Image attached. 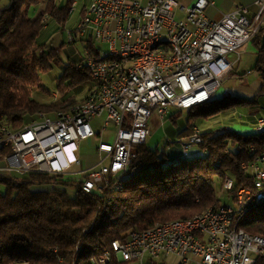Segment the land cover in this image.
<instances>
[{"label":"built area","instance_id":"1","mask_svg":"<svg viewBox=\"0 0 264 264\" xmlns=\"http://www.w3.org/2000/svg\"><path fill=\"white\" fill-rule=\"evenodd\" d=\"M90 2L94 3V20H86L83 11L74 30L66 29L67 44L91 35L94 41L105 43L107 50H120L126 57L125 69L113 73L116 60H98V54L94 57L84 48L78 67L89 72L92 85L101 86L100 100L87 101L81 111H70L67 118L56 117L54 111L53 120H45L39 113L20 136H13L11 127L0 126V175L45 173L79 182L87 194L100 191L130 164L133 147L147 141L152 115L162 122L170 109L185 110L199 101H210L239 60L238 49L264 26V0L253 1L254 12L238 4L217 20L205 13L208 0L180 7L184 18L174 13L177 0ZM159 38H174L177 54L151 49V41ZM230 53L236 57L230 59ZM95 118L101 119L98 129L91 124ZM109 125L113 126L112 140L98 142L97 163L76 169L80 142L102 134ZM253 130H264V115L256 118ZM201 142V131L193 126L179 143L181 154L190 153ZM106 160L110 163L105 164ZM262 162L264 153L243 164L251 185L237 190L234 207L225 203L223 209L206 211L205 218L176 228L131 230L125 239L113 241L112 250L91 259V264H109L112 255L117 261L139 264L146 255H175L180 264H254L264 250L260 242L244 237L238 218L249 202L258 203L264 197ZM232 187L229 176L223 188Z\"/></svg>","mask_w":264,"mask_h":264},{"label":"trees","instance_id":"2","mask_svg":"<svg viewBox=\"0 0 264 264\" xmlns=\"http://www.w3.org/2000/svg\"><path fill=\"white\" fill-rule=\"evenodd\" d=\"M41 3L43 9L34 17L29 16L30 8ZM71 4L11 0L0 10V123L19 128L41 112H66L87 96L92 80L85 68L78 67L83 54L77 58L70 52L68 59H74L63 65L55 82L59 98L48 102L40 99L49 94L43 93L39 72L51 68L56 54L54 48H45V40L58 29H67ZM262 32L264 26L250 41L256 52L254 68L264 79ZM79 40H85L84 48L97 56L91 35L77 37L72 44ZM84 90L86 96L78 99ZM262 93L264 88L259 91ZM258 101L256 97L214 96L186 110L184 128L196 117L230 114L231 120H238L233 113L236 107L254 108ZM178 112L181 110H169L166 117L176 124ZM249 118L246 119L252 126L245 130L237 128L248 124L240 115L239 122L229 124L232 128L201 132L202 142L187 156L181 154L180 140L166 142L160 148L151 147L147 141L138 144L132 149L135 156L127 168L92 194L84 193L79 182L45 173L0 175V264H91L92 257L112 250L113 241L125 239L131 230L187 219L208 208H217L224 204L221 194L234 201L238 189L251 185V175L243 164L264 153V131L255 132L252 127L256 119ZM229 176L233 187L224 190V180ZM47 184H53L52 188H33ZM56 184L75 185L74 194L69 195L66 188ZM238 222L247 232L264 237V202L240 214ZM124 263L127 262L117 261L112 255L109 264ZM254 264H264V255L256 256Z\"/></svg>","mask_w":264,"mask_h":264},{"label":"rangeland","instance_id":"3","mask_svg":"<svg viewBox=\"0 0 264 264\" xmlns=\"http://www.w3.org/2000/svg\"><path fill=\"white\" fill-rule=\"evenodd\" d=\"M55 1L61 4L72 3L70 9V16L68 18L66 25L67 29H71L75 27L76 23L78 22L81 10H83L84 7H86L90 3L89 0H55ZM9 3L10 0H0V8L7 7ZM43 7H44L43 3H41L40 5L32 6L29 10V16L34 17L41 8L43 9ZM63 29L62 30L58 29L50 37H48L47 40H45L46 49L54 48L56 50L55 60H53L51 64V68L46 72L43 71L39 72L40 84L45 89L44 91L43 90L42 91L45 94L46 93L49 94L48 97L44 96L43 98L40 99L46 102L51 100L55 101L56 98L57 99L59 98V94H57L55 89V82H56V78L62 72L63 65L68 61H73L74 58L68 59V57L70 56V52H74L75 55L74 57L78 58L82 56L84 50L83 49L84 44L83 42H81V40L75 41L74 44L71 43V45H68L66 29L64 30ZM94 45L100 48L103 52L107 50V46L105 43L94 41ZM248 46L250 47L248 48ZM69 47H71L72 51H69L71 50L69 49ZM252 48L253 47L251 45V41H249L248 44H244L238 49L239 52L241 53L240 61L235 66L237 67L236 73L230 75L229 79L225 83L222 92L223 96L225 94H231V95L242 96L249 99V98H253V96L257 94V90L260 87L261 82L259 80L250 81L249 75L245 74L246 70L254 71L253 67L255 64L256 55H255V51L252 50ZM235 57L236 55L234 53L229 54L230 59H234ZM85 96H86V90H84L82 93L77 95V98L82 100ZM258 96L257 99H264V96L261 97ZM34 97L37 98V95H35V93H34ZM186 110L187 109L181 110V112H178L176 114L178 115L176 124H173L168 117H164L162 122H160L159 118L155 117V115H152V117L149 120L151 127V134L147 139L148 144L151 147L157 146L160 148L163 145H165L166 142H171L175 140L183 141L190 132V128L192 129L193 126L198 127L201 132H207V131L217 132L227 128H232L229 124H232L233 122H235L236 124L237 122H239L238 120L240 119V115L242 117H245V114L248 112V108L246 107H236L233 113L236 118L238 117L237 118L238 120H236L235 118H234L235 121L231 120L232 118L230 119L231 117L230 114L227 115L219 114L217 116H211L208 118L196 117L190 121V125H188L187 128H184L188 118V114ZM53 113L51 112L47 115L52 117ZM91 124L94 129H98L101 124V119L100 118L97 119V122L96 120H92ZM237 128H240V126L237 125ZM110 130L111 127L108 126L101 135L94 136L89 143L88 142L81 143L80 145L81 160H80V164L76 166V169L86 168L94 161H96V158L94 156V147L99 141V138L103 140H107V139L112 140V138H108V136H110L109 135ZM180 132L185 133L186 135L183 136L182 134H180ZM109 163H110L109 160L105 161V164H109ZM260 167L264 168V162L260 163ZM52 186L53 184L50 185L47 184V185L35 186L33 188L36 190H46V189L48 190L51 189ZM55 186L59 188H66L69 195L74 194L75 185L63 186L60 184H56ZM215 189L219 192V188L217 185L215 186ZM220 197L222 203L229 204L233 207L235 206V202L233 200L226 198L225 195L221 194ZM152 262L155 264H180V259L175 255H159L158 257L155 258H150L149 256L146 255L143 259L142 264H150ZM124 264H139V263L136 261H130Z\"/></svg>","mask_w":264,"mask_h":264},{"label":"bare ground","instance_id":"4","mask_svg":"<svg viewBox=\"0 0 264 264\" xmlns=\"http://www.w3.org/2000/svg\"><path fill=\"white\" fill-rule=\"evenodd\" d=\"M84 18L86 20H94V3L90 2L85 8H84ZM44 21V20H43ZM151 49H168V52L170 54H177V44H174V38H159L155 41H151ZM98 60H116L115 64L113 65V73H120L123 72V70L126 67V57L121 56L120 50H106L105 52L98 53ZM100 93H101V86L100 85H92L91 88L88 91L87 96L85 99L76 104L75 106L71 107L69 110L66 112L63 111H56V117L59 118H67L69 117V112L70 111H81V106L82 104H87V101H98L100 100ZM208 101H199L198 105L204 104ZM40 117H45V120H53L54 118V113L53 116H48L46 113L41 112ZM0 126H6L3 123H0ZM29 128V124H25V126H22L20 128H11V133L13 136H20V134H24L25 131H27ZM199 129V128H198ZM264 130H258L255 132H260ZM184 156L189 155V153H182ZM225 180H229V177H227ZM264 202V197L260 198L258 203ZM256 202H249L247 204V210L253 206L258 204ZM224 204L220 205L216 209H223ZM214 208H208L200 213H197L193 215L190 218L187 219H174V220H169L166 222L162 223H156L154 226L150 227L149 229H152V231H162L163 229H170V228H176L178 225H189L193 224L197 221H199L201 218L206 217V211H210ZM244 211L243 213H245ZM239 228H241L239 226ZM244 237L250 238L253 242H260V246L262 247V250H264V237H261L256 234H252L244 230ZM96 258L92 257L91 259Z\"/></svg>","mask_w":264,"mask_h":264},{"label":"crops","instance_id":"5","mask_svg":"<svg viewBox=\"0 0 264 264\" xmlns=\"http://www.w3.org/2000/svg\"><path fill=\"white\" fill-rule=\"evenodd\" d=\"M11 1V0H10ZM178 1V6L177 7H175L174 8V13H175V15H176V17H178V18H184V16H185V13H184V11L183 10H181L180 9V7H183V8H186V7H190V6H192L193 5V3L194 2H196V0H177ZM208 1H210L211 3L205 8V13L210 17V18H212V19H214V20H217V19H219L221 16H222V14L223 13H227V12H229V11H231L236 5H238V4H241V3H243V4H245V5H248V7H249V10L251 11V12H254L255 10H256V8H255V6H254V4H253V1L254 0H208ZM89 2H90V0H89ZM88 2V3H89ZM87 3V4H88ZM3 8H0V10H2ZM262 37H264V32H262ZM81 42H83V44L85 45V40H82ZM246 44H248V43H246ZM250 46H248V48H249ZM252 50H254L253 48H252ZM255 51V50H254ZM255 55H256V52H255ZM240 57H241V53H240ZM240 57H239V60L235 63V65H234V67H233V70L231 71V73L228 75V77L222 82V84H221V86L219 87V89L217 90V92H216V94L214 95V96H216V97H222L223 95H222V92H223V89H224V86H225V83L227 82V80L229 79V76L230 75H233V74H235L236 73V69H237V67H235L237 64H238V62L240 61ZM256 61V60H255ZM254 66H255V64H254ZM253 70L254 71H251V70H246V72H245V74H248L249 75V78H250V81H253V80H259L260 82H261V85H260V87L258 88V90H257V94L255 95V96H253V98L254 97H256V99H257V96L259 95L260 97L261 96H264V93H262V94H259V91H260V89L261 88H264V79H261V77L259 76V73L256 71V69L253 67ZM238 91V90H237ZM226 95V94H225ZM228 95V94H227ZM229 95H231V94H229ZM213 96V97H214ZM236 96H238V95H236ZM258 96V97H259ZM242 97V96H241ZM249 99H251V98H249ZM259 101H258V106L257 107H254V108H248V112L245 114V117H244V119H243V121H247V123H248V121H250V120H248V119H245V118H248V117H250L249 119H253V120H255L256 118H258V117H260V116H262V115H264V103H262L261 104V99H258ZM262 102H264V101H262ZM247 108V107H246ZM171 110V109H170ZM174 110V109H173ZM177 110V109H176ZM97 119H99V118H95V119H93V120H96V122H97ZM252 123L251 122H249L248 124H239V126H240V128L242 129V130H245V129H248L249 128V126L251 125ZM110 127H111V130H110V136H108V138H110L111 137V133H112V131H113V126L112 125H109ZM252 126V125H251ZM253 128V127H252ZM241 130V131H242ZM98 135V134H97ZM101 135V134H100ZM96 136V135H95ZM93 138V137H92ZM92 138H90V139H88V140H83V141H81L80 142V145H81V143L82 142H90V140L92 139ZM104 141L103 139H100L99 138V141ZM98 141V142H99ZM98 142H97V144H98ZM97 144H96V146H97ZM79 145V148L81 149V146ZM96 146L94 147V156H95V158H96V161H94L92 164H90L89 166H92L93 164H96L97 163V161H98V158H99V156H98V153H97V151H96ZM80 149H79V152H80ZM80 158H81V152H80ZM81 160V159H80ZM79 160V161H80ZM79 164H80V162H79ZM89 166H87V167H89ZM86 167V168H87ZM81 170H83V169H85V168H80Z\"/></svg>","mask_w":264,"mask_h":264}]
</instances>
